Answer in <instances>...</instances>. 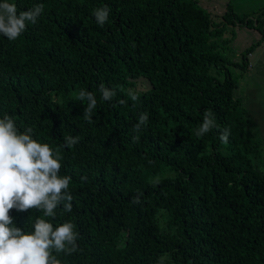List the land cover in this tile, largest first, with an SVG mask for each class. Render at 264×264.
Listing matches in <instances>:
<instances>
[{
    "label": "trees",
    "instance_id": "trees-1",
    "mask_svg": "<svg viewBox=\"0 0 264 264\" xmlns=\"http://www.w3.org/2000/svg\"><path fill=\"white\" fill-rule=\"evenodd\" d=\"M10 2L18 12L44 5L19 39L0 35V118L9 114L21 131L32 127L35 139L59 148L60 175L72 177V211L60 206L45 217L54 227L71 221L79 234L77 252L58 254L62 264H264L260 141L233 95L248 55L264 43V8L239 16L228 3L214 18L198 0ZM104 5L110 15L101 27L92 13ZM235 27L259 33L240 62L222 54ZM141 79L148 89L137 90ZM101 83L116 89L111 101L101 99ZM81 89L97 99L92 123ZM206 110L219 127L196 137ZM142 112L148 126L135 133ZM225 128L227 144L219 139ZM69 135L79 143L61 147ZM138 191L142 202L133 204ZM10 215L30 232L43 213Z\"/></svg>",
    "mask_w": 264,
    "mask_h": 264
},
{
    "label": "clouds",
    "instance_id": "clouds-1",
    "mask_svg": "<svg viewBox=\"0 0 264 264\" xmlns=\"http://www.w3.org/2000/svg\"><path fill=\"white\" fill-rule=\"evenodd\" d=\"M43 12L42 3L18 12L15 3L3 0L0 2V35L9 41H16L30 24L38 22ZM92 14L97 24L103 27L109 19L110 8L104 5L94 9ZM99 91L104 101H111L117 94L115 88L105 87L103 83ZM129 95L133 102L139 98L135 93L130 92ZM77 99L87 102L83 117L92 123V113L97 108L95 94L81 89ZM119 103L124 104L125 101ZM148 122V114L142 112L133 131L139 133L148 126ZM218 127L212 111L206 110L194 134L203 137ZM230 134V129L225 128L219 136L221 143L227 144ZM79 140L78 136H66L61 147L72 148ZM139 140V135L132 137L133 143ZM62 160L59 148L54 149L34 138L32 127L21 131L9 114L4 113L0 118V264H62L58 254L71 255L78 251L79 234L71 221L54 227L49 219H45H54L60 206L65 212L72 211L73 196L69 190L72 177L60 175ZM160 182L159 176L151 181L154 186ZM142 195L138 191L132 203L140 204ZM12 210H36L42 212L43 216L37 217L32 225L33 230L26 232L15 225L14 217L10 215Z\"/></svg>",
    "mask_w": 264,
    "mask_h": 264
},
{
    "label": "rangeland",
    "instance_id": "rangeland-1",
    "mask_svg": "<svg viewBox=\"0 0 264 264\" xmlns=\"http://www.w3.org/2000/svg\"><path fill=\"white\" fill-rule=\"evenodd\" d=\"M198 2L210 11L214 18L223 13L228 3L232 5L233 12L239 16L251 14L264 8V0H198ZM234 30L235 37L229 45L231 51H222V54L230 61L240 62V53L258 41L259 33L256 30L250 31L247 28L239 27H235ZM228 35V32L225 33L222 40H228ZM250 55L247 58L251 62V67L249 62L248 74L245 73L239 80L233 90V95L240 100L245 109L248 133L253 139L260 141L262 158L258 159L257 164L264 172V43L260 48L256 47ZM230 69L233 73H237V69ZM212 73L221 77V74L214 70ZM149 87V84L143 79L139 80L136 86L139 91Z\"/></svg>",
    "mask_w": 264,
    "mask_h": 264
},
{
    "label": "crops",
    "instance_id": "crops-1",
    "mask_svg": "<svg viewBox=\"0 0 264 264\" xmlns=\"http://www.w3.org/2000/svg\"><path fill=\"white\" fill-rule=\"evenodd\" d=\"M242 29V28H241ZM249 30V29H248ZM251 31V30H250ZM243 34H244V32H242ZM259 39V38H258ZM263 45V43L259 46V48L261 47ZM251 55H249V57H250ZM250 62V61H249ZM250 67H251V62H250ZM246 74H248V72L246 73Z\"/></svg>",
    "mask_w": 264,
    "mask_h": 264
}]
</instances>
